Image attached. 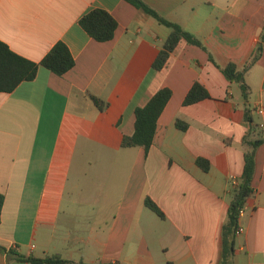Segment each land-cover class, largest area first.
<instances>
[{"label":"crops","instance_id":"crops-1","mask_svg":"<svg viewBox=\"0 0 264 264\" xmlns=\"http://www.w3.org/2000/svg\"><path fill=\"white\" fill-rule=\"evenodd\" d=\"M145 2L207 51L182 40L156 71L171 29L125 0H0V41L13 52L40 63L63 42L76 61L64 76L41 67L34 81L0 93V246L74 264H222L235 181L251 142L262 140L230 264H264V0ZM95 9L118 22L113 40L97 42L80 26ZM260 43L245 101L221 68H243ZM196 82L210 98L184 106ZM163 88L172 98L149 153L123 148L135 110ZM91 96L109 107L100 111ZM0 264L31 263L0 252Z\"/></svg>","mask_w":264,"mask_h":264},{"label":"trees","instance_id":"trees-1","mask_svg":"<svg viewBox=\"0 0 264 264\" xmlns=\"http://www.w3.org/2000/svg\"><path fill=\"white\" fill-rule=\"evenodd\" d=\"M125 1L146 15L154 18L160 25L171 29V34L166 39L162 50L153 63L154 70L160 71L166 66L171 54L182 40H186L189 44L196 45L207 51L198 39L183 30L178 24L170 22L162 17L156 10L151 8L145 0ZM79 23L88 35L97 42H109L113 40L118 28L116 19L109 12L102 9H95L87 13L80 19ZM263 40L264 31L261 36V41ZM261 51L262 44L260 43L252 59L248 61L243 68H239L234 63H229L221 68L228 81L239 84L242 97L245 101L249 99L251 94V88L246 81V75L259 59ZM209 60L215 63L211 54H209ZM75 65V58L68 46L63 42H58L40 63H36L16 54L8 45L0 41V93H11L22 83L34 81L41 67L46 68L57 76H64L71 71ZM171 98L172 90L163 88L159 90L144 107H139L135 110V131L133 135L123 137V148L141 147L144 149L146 155L149 153L154 144L159 119ZM208 98H210L208 90L203 85L196 82L187 94L184 100V106L195 105ZM91 99L100 111H104L109 107L108 103L96 96H91ZM246 120L253 123L249 113H246ZM176 126L182 131L188 129V124L180 120H177ZM262 142V140L251 142L253 149L245 155V168L242 181L233 192V197L229 206L228 222L223 230L224 252L222 264H230V259L234 254L235 236L239 228V212L244 208L248 198L253 194L252 181L256 167V149ZM196 163L203 171L208 172L210 170V163L208 160L198 158ZM145 205L161 218L165 217L160 208L150 198H146ZM2 206L3 196L0 195V215ZM0 252L7 255H14L18 260L31 264H74L62 259L58 255L46 258H37L31 255L22 256L2 246H0Z\"/></svg>","mask_w":264,"mask_h":264},{"label":"rangeland","instance_id":"rangeland-1","mask_svg":"<svg viewBox=\"0 0 264 264\" xmlns=\"http://www.w3.org/2000/svg\"><path fill=\"white\" fill-rule=\"evenodd\" d=\"M81 147H78L77 149H79ZM84 149L85 152H95V150H98L99 153L101 152V148H98V147H95V146H92V147H89V145L87 143H85V145L82 147ZM77 152H79V150H77Z\"/></svg>","mask_w":264,"mask_h":264},{"label":"built area","instance_id":"built-area-1","mask_svg":"<svg viewBox=\"0 0 264 264\" xmlns=\"http://www.w3.org/2000/svg\"><path fill=\"white\" fill-rule=\"evenodd\" d=\"M235 186L236 188L239 186V183L235 181ZM244 213V208L240 210L239 212V218L243 215ZM244 232V228L243 227H239L238 230L236 231V235H240Z\"/></svg>","mask_w":264,"mask_h":264}]
</instances>
